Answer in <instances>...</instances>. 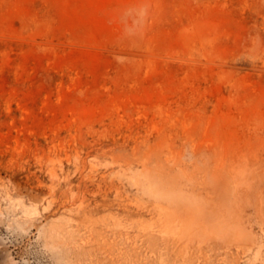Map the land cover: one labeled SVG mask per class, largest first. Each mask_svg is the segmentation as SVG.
<instances>
[{
    "label": "rangeland",
    "instance_id": "374dc122",
    "mask_svg": "<svg viewBox=\"0 0 264 264\" xmlns=\"http://www.w3.org/2000/svg\"><path fill=\"white\" fill-rule=\"evenodd\" d=\"M3 264H264V0H0Z\"/></svg>",
    "mask_w": 264,
    "mask_h": 264
},
{
    "label": "clouds",
    "instance_id": "9594fccd",
    "mask_svg": "<svg viewBox=\"0 0 264 264\" xmlns=\"http://www.w3.org/2000/svg\"><path fill=\"white\" fill-rule=\"evenodd\" d=\"M0 264H3V262H2V261H0Z\"/></svg>",
    "mask_w": 264,
    "mask_h": 264
}]
</instances>
